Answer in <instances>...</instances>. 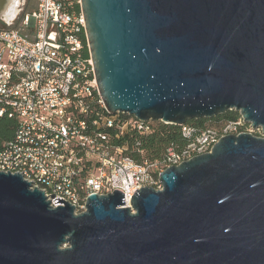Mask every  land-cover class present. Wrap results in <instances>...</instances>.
Returning a JSON list of instances; mask_svg holds the SVG:
<instances>
[{"label": "water", "instance_id": "water-1", "mask_svg": "<svg viewBox=\"0 0 264 264\" xmlns=\"http://www.w3.org/2000/svg\"><path fill=\"white\" fill-rule=\"evenodd\" d=\"M80 1L112 115L183 127L235 111L264 133V0ZM159 180L78 214L0 172V264H264V138L225 136Z\"/></svg>", "mask_w": 264, "mask_h": 264}, {"label": "built area", "instance_id": "built-area-1", "mask_svg": "<svg viewBox=\"0 0 264 264\" xmlns=\"http://www.w3.org/2000/svg\"><path fill=\"white\" fill-rule=\"evenodd\" d=\"M37 2L23 19L25 33L0 25V118L19 120L15 138L0 148V172L21 175L54 207L61 205L54 202L59 197L83 213L91 195L116 190L130 207L136 191L161 190L163 172L210 153L225 136L264 138L262 129L240 114L220 128L180 127L188 145L169 147L161 159L148 160L140 139L155 133L156 121L107 110L82 1Z\"/></svg>", "mask_w": 264, "mask_h": 264}, {"label": "trees", "instance_id": "trees-1", "mask_svg": "<svg viewBox=\"0 0 264 264\" xmlns=\"http://www.w3.org/2000/svg\"><path fill=\"white\" fill-rule=\"evenodd\" d=\"M239 117V112L229 111L211 120H193L187 122L186 125L195 127L198 132H201L208 128H220L229 121L236 120ZM18 123L19 120L16 118L7 116L0 118V148L3 143L10 142L15 138ZM140 143V148L146 153L147 159L155 161L161 159L169 147L184 149L188 145L189 140L183 137L182 128L156 121L155 133L147 136L141 135ZM137 161L141 163L142 158H137Z\"/></svg>", "mask_w": 264, "mask_h": 264}, {"label": "rangeland", "instance_id": "rangeland-1", "mask_svg": "<svg viewBox=\"0 0 264 264\" xmlns=\"http://www.w3.org/2000/svg\"><path fill=\"white\" fill-rule=\"evenodd\" d=\"M37 3V0H18V13L15 19L8 22L5 18H3L0 20V25L4 28L18 29L25 33L26 31L23 27V19L26 14L36 9Z\"/></svg>", "mask_w": 264, "mask_h": 264}, {"label": "bare ground", "instance_id": "bare-ground-1", "mask_svg": "<svg viewBox=\"0 0 264 264\" xmlns=\"http://www.w3.org/2000/svg\"><path fill=\"white\" fill-rule=\"evenodd\" d=\"M17 5H18V0H11L8 7L5 9L3 15L8 22H11L15 19L17 15Z\"/></svg>", "mask_w": 264, "mask_h": 264}]
</instances>
